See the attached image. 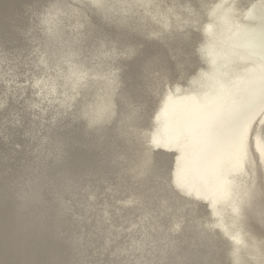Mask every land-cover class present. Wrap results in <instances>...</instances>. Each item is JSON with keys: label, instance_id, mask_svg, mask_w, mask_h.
I'll use <instances>...</instances> for the list:
<instances>
[{"label": "bare ground", "instance_id": "6f19581e", "mask_svg": "<svg viewBox=\"0 0 264 264\" xmlns=\"http://www.w3.org/2000/svg\"><path fill=\"white\" fill-rule=\"evenodd\" d=\"M42 2L62 13L52 36L34 30L38 0H0V264H229L234 249L250 260L253 243L264 240V165L254 141L243 170L229 176L240 217L223 203L218 209L239 246L207 227L215 222L210 205L177 190L180 153L151 141L174 115L161 112L155 73L188 90L208 69L199 48L212 6L235 5L243 14L256 4V15L262 0H157L174 15L153 21L141 12L124 22L87 0ZM166 22L164 42L145 38V29L159 31ZM105 46L117 54L105 58ZM35 47L50 57L73 53L94 73L116 71L115 90L94 80L79 100L101 113L108 103L111 115L89 126L78 115H60L55 103L32 109L38 99L20 86ZM262 120L258 113L253 136L264 139Z\"/></svg>", "mask_w": 264, "mask_h": 264}, {"label": "snow or ice", "instance_id": "6c2138e0", "mask_svg": "<svg viewBox=\"0 0 264 264\" xmlns=\"http://www.w3.org/2000/svg\"><path fill=\"white\" fill-rule=\"evenodd\" d=\"M87 6L117 15L121 22L141 12L145 18L159 21L174 15L175 11L174 8L162 10L157 0H87ZM256 8L253 4L251 10L241 14L235 5L212 6L209 22L202 28L206 41L199 48L208 69L192 78L188 90L179 84L173 86L160 72L155 73L162 81L161 112L167 114L172 109L174 115L165 134L159 139L153 136L151 143L169 149L174 147L180 153L174 180L177 190L187 196L195 193L197 200L210 205L215 222L207 227L220 228L236 246L242 241L223 228L218 212L223 203L237 219L240 217L239 205L232 199L229 176L243 170L253 141L259 162L264 165V139L258 132L253 136L254 118L264 113V0L259 5V13L253 15L252 10ZM37 9L40 23L34 30L43 29L46 35L52 36L62 13L57 5H45L42 0H38ZM219 9H223L222 14L217 12ZM176 19L179 21L180 17ZM144 31L146 39L164 42L170 35V25L166 22L159 31ZM101 54L112 58L117 50L105 46ZM32 56L35 63L26 65L29 70L25 71V83L20 86L25 92L31 87L38 99V103L30 105L32 109L43 111L45 103H55L62 110L60 115H78L89 126L111 115L108 103L101 113L95 105L86 100L80 105L79 100L81 90L94 80L104 79L115 90L118 87L116 71L103 75L94 73L76 63L73 53L50 57L41 47L33 48ZM241 64L247 66L240 67ZM261 123L264 124V120ZM229 264H264V240L253 243L248 261L241 260L234 249Z\"/></svg>", "mask_w": 264, "mask_h": 264}, {"label": "rangeland", "instance_id": "374dc122", "mask_svg": "<svg viewBox=\"0 0 264 264\" xmlns=\"http://www.w3.org/2000/svg\"><path fill=\"white\" fill-rule=\"evenodd\" d=\"M261 187L263 189V194H264V180H262V182H261Z\"/></svg>", "mask_w": 264, "mask_h": 264}, {"label": "water", "instance_id": "95a60500", "mask_svg": "<svg viewBox=\"0 0 264 264\" xmlns=\"http://www.w3.org/2000/svg\"><path fill=\"white\" fill-rule=\"evenodd\" d=\"M254 146L252 145V148H253ZM254 150H255V147H254ZM261 224H263V223H261Z\"/></svg>", "mask_w": 264, "mask_h": 264}]
</instances>
